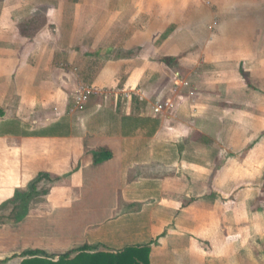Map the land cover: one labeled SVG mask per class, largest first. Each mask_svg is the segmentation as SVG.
Here are the masks:
<instances>
[{
	"label": "crops",
	"instance_id": "crops-1",
	"mask_svg": "<svg viewBox=\"0 0 264 264\" xmlns=\"http://www.w3.org/2000/svg\"><path fill=\"white\" fill-rule=\"evenodd\" d=\"M83 2L87 0H0V108L5 112L0 119V205L16 197L22 187L19 183L28 186L41 174L56 180L74 173L79 188L94 189L99 182L88 173L112 167L114 180L104 179L103 187L112 194L109 207L95 196L97 191L79 198L85 213H80V220L92 223L87 232L62 245L68 251L61 254L85 245L94 247L92 253H119L149 245L150 264H264L262 220L248 241L241 234L239 244L229 247L230 231H225L223 222L230 218L229 209L225 212L220 198L215 200L214 192H208V180L199 181L200 174L205 178L217 170L227 179L226 186L242 188L247 178L240 173H246L251 159L264 157V38L253 35L250 27L260 18L247 16L262 12L263 0L243 1L246 16L240 32L245 29V37L234 50L228 46L232 42L224 40L227 45L220 44L223 59L217 65L200 50L205 46L213 53L212 45L219 43L207 27L214 10L202 0H142L140 6L138 0H112L109 26L96 29L88 24L92 16L84 14L90 12L99 21L106 11ZM140 16L142 20H136ZM108 29L112 30L110 40L105 37ZM92 48L96 52L112 49L111 56L99 59ZM225 54L230 57L226 59ZM164 58L177 61L166 64ZM89 59L105 61L97 68ZM177 73L190 83L182 100L173 93ZM82 85L102 90L108 97L95 96L77 111L74 100ZM161 98L174 100L175 109L155 117L153 105ZM156 120L158 129L150 134L151 122ZM133 124L138 128L132 130ZM239 125L253 128L254 132L248 131L251 141L240 136L244 129ZM98 135L106 143L90 144ZM173 137L189 141V147L176 151L180 158L176 163H168L174 154L166 144ZM152 139L159 142L158 148H150ZM220 140L225 157H231L233 141L251 149L244 159L224 160L218 170L209 158ZM202 141L205 146L200 148ZM102 149L110 151L112 158L96 164L94 153ZM174 171L186 174L185 179L167 177ZM90 180L92 187L87 184ZM201 186L207 199L199 200ZM124 189L125 193L119 191ZM140 194L144 199L140 200ZM55 197L52 191L29 203L27 216L16 222L22 228L15 232V241L22 242V248L1 246L0 262L27 250L55 251L56 209L67 205ZM229 197L230 192L223 198ZM246 218L244 213L238 222ZM27 224L31 232L24 228ZM239 229L246 234L245 227ZM6 238L0 230V243H7Z\"/></svg>",
	"mask_w": 264,
	"mask_h": 264
},
{
	"label": "rangeland",
	"instance_id": "rangeland-1",
	"mask_svg": "<svg viewBox=\"0 0 264 264\" xmlns=\"http://www.w3.org/2000/svg\"><path fill=\"white\" fill-rule=\"evenodd\" d=\"M87 0L86 6H99L101 9H103L104 11H106L105 13H103V17L97 21L95 20V18L93 17V14L90 12H86L84 15L86 16H92V18H89V20L92 21V23L88 22L89 25H92L95 29L96 28H100L102 25L107 24L109 26L110 23V14L108 12H110V8H111V4H112V0ZM139 3H137L139 6L142 5V0H138ZM168 1H173V0H168ZM244 0H202V3L205 4V6L209 7L211 10H214V19H211L210 22L208 23L207 27L208 30L212 32L211 37H214L215 39L219 38V43H216L215 45H212V47L214 48V52L213 53H209L206 49L205 46H201L200 50H202L205 54H208L210 56L206 57L207 60H212L216 65L220 64L218 63V60L223 59L222 56V49H223V44H226L228 42H232L231 44H229L228 46H230L229 48L234 50L235 46H238L236 44H238V40L242 37H245V33H242L245 29L241 28L242 31L240 32V27H242L243 25V21L245 18V11L243 6H241V4L243 3ZM252 1V0H250ZM246 2V1H245ZM125 1L122 3L124 4ZM105 6V7H103ZM262 12H257V14H255L254 12L248 13L247 16L250 17V19H254V17H259L260 18V26L259 23L256 24L255 21H252V24L250 25V27L252 28V34L257 36H261V38H264V0H263V8H262ZM209 12V11H206ZM137 14V13H136ZM140 14V13H139ZM83 15V13H82ZM138 16V14H137ZM136 16V17H137ZM142 18V16H140V18H136V20H140ZM142 20V19H141ZM108 21V23H107ZM146 23V22H145ZM136 28H135V32L137 33L138 31H140V25L138 22H136ZM261 27V28H260ZM201 27L198 26V30H200ZM261 29V30H260ZM123 32L126 31V29H122ZM111 32L112 30L108 29V31L105 34V37H108L110 40L111 36ZM122 32V31H121ZM113 34V33H112ZM226 40L227 43H224L223 41ZM210 41V40H209ZM102 43V42H101ZM222 44V45H220ZM96 48H92L93 52L92 54H96L97 57L100 59L101 56L105 55V59L107 60L110 56H111V50H105V51H95ZM207 51V52H206ZM235 53L237 55H239V49L236 48ZM88 54H91L90 52H88ZM241 55V54H240ZM239 55V56H240ZM222 56V57H221ZM226 59L229 58V54H225ZM104 59L101 60H96V59H89V61L92 64H97V68L100 67L101 63L104 62ZM89 64V63H88ZM210 65H212V63H209ZM207 65V63L205 64ZM215 65V66H216ZM214 66V67H215ZM216 69H218L217 67H215ZM190 89V88H189ZM239 96V92L238 89L236 90V97ZM95 97V96H94ZM93 98V97H92ZM90 101V100H89ZM88 103L86 104L85 107H87ZM240 129L243 130L242 132L244 133V135H242L240 133V136H247V139L250 138V135L248 134V131H252L254 132L253 128L251 126H247L246 125H239ZM239 127H237V131L239 130ZM243 127V129H242ZM103 131V130H102ZM105 131L107 132L108 129H105ZM185 132V130H183ZM252 135V134H251ZM173 139V140H172ZM171 140H167V144H166V149L168 151H170L171 153L174 154V156L167 158L168 163L171 162H177V158L175 156L176 151H180V150H185L187 149L189 146L188 143L189 141H182L181 139H177V138H172ZM186 140V139H184ZM243 140V139H242ZM252 140V139H251ZM251 140H247V141H251ZM90 144L93 145H104L106 142L103 141V135L98 137H94L91 139V141H89ZM242 143L244 142H239V141H233L232 144L235 147L230 146V156L231 157H225L222 154V148L224 147V144L222 143V140L219 141V143H216V148H215V153L214 156H210L209 160H213L214 163H212L213 165L216 166V168H218V170H221L222 165L224 160H228L231 159L232 161L238 160L240 159H244V156L246 155V151H249L251 149V147L248 148H242ZM156 144V145H154ZM158 144L159 142L156 141L155 139L151 140V149L154 148H158ZM200 148H203L205 146L204 142H199L198 143ZM254 144V143H252ZM241 145V146H240ZM136 147L137 145H132ZM226 146V145H225ZM252 146V145H250ZM170 155H173L171 154ZM224 156V158H223ZM203 159H208L206 156H201ZM176 158V159H175ZM143 159H146V157H143ZM148 159V158H147ZM255 159V161H254ZM253 160L251 159L249 162L252 164H250V166H247L246 168V173H240V175L242 176H246V181L244 183H242V188H239L237 185V188H232L231 185L226 186L225 183H227V179L224 177H222L221 172H217V170L212 173L209 174L207 177L204 178V176L202 177V175L200 174L199 176V181L200 182H204L208 180V192H214V197L215 200L219 199L222 201L223 205L226 207L225 208V212L229 209L228 213L230 214V218L224 220V224L229 227L230 229H228L227 227H225V231L227 232L228 230L230 231V240L228 237V243H229V247L233 246V245H238L239 241H238V236H242L241 234H243V239H246L248 241L249 238H251L252 236H254L256 234L255 232V224H260L261 220L263 222V226H264V157L261 158H254ZM262 159V160H261ZM249 160V159H248ZM152 161V160H151ZM212 162V161H211ZM248 169H250V171L248 172ZM99 171H96L97 174H92L90 175L88 173V177L97 182H103L102 184L97 183L99 186L98 188L95 186L94 189H90V187H84V188H79L78 185V179L75 181L77 177L76 174L71 173V174H66V175H62V177L54 180L53 182H49V181H45L42 184H39V192L41 194L44 193V195L54 191V193H56V200L60 201L61 203H65L66 202V207L65 205L61 204V207H57L56 209V215H55V221L53 222L54 224V235H55V251L54 252H47L50 255H55V256H60L62 255V252H66L68 251V249H66L65 247L62 248V245H64L67 241H70L72 238L77 239L79 237V235L84 234L87 229V227H89V224H91L92 222H90L89 220H80V213L81 214H85L83 213V211H81L80 207L82 205V203H79V198L81 197H91L94 196L95 191H97V195H95L96 197H100L103 200H106L103 203V206H107L106 204H110V199L113 200L112 198V194L110 193V189L105 188L103 189V187L106 185L105 184V180H114V168L112 167H107L104 168L103 171L101 169H98ZM90 171V170H89ZM88 171V172H89ZM72 175L75 176L76 178L73 179ZM152 176H158V173H151ZM167 177H170L172 175L176 176H183V178L185 179V175L183 173H178L175 172L174 173H167L166 174ZM71 176V177H70ZM242 176V177H243ZM70 177V178H67ZM160 177L163 178L164 176L162 175V173H160ZM70 179L69 182H67L66 180ZM105 179V180H104ZM87 181V184H89L91 187L93 186V181ZM204 180V181H203ZM75 181V183H74ZM33 182V181H32ZM32 182L28 185L25 186L23 183H19V186L22 187H18L19 190L18 192H29V186L32 184ZM247 182V183H246ZM206 183V182H205ZM201 184V183H200ZM206 185V186H207ZM212 185H214V189L212 188ZM225 186V187H223ZM22 188V189H20ZM239 188V189H238ZM96 189V190H95ZM114 191V189H112ZM121 193H125L126 189L123 190H119ZM154 191V190H152ZM156 191V190H155ZM205 192V187L203 188V186H201L199 193H200V197L199 200H203L207 197V195H203L202 192ZM228 192H230V201L228 200V198H223L224 196H226V194L228 195ZM83 193V194H82ZM38 196H40L39 194H36ZM31 198V200H29V203L31 201H33L36 197ZM209 197V196H208ZM219 197V198H218ZM140 200L141 198H143L142 194H140L139 196ZM210 198V197H209ZM223 198V199H222ZM234 198V199H233ZM158 199V197H157ZM207 199V198H206ZM96 200V199H94ZM155 200V199H154ZM56 201V203H57ZM9 202V203H8ZM85 202V199L83 201V203ZM225 202V203H224ZM20 202H18V204H20ZM29 203H28V207H29ZM232 203V204H231ZM23 207L21 209V207L19 206L16 211H15V205L14 203L7 201L6 203L0 205V230L2 231V234L6 235V240L7 243H0V247L5 245L6 247H8L9 249L12 247L14 249L16 248H22V242L21 245L17 242L18 239H16L15 241V232H18V230H20L22 228V225H17L16 221L13 219L14 214H16V216H21L22 210H24V206L25 203L21 204ZM109 207V206H107ZM155 207V205L150 206L147 208L149 209H153ZM260 212L261 215H258L257 213ZM239 213V214H238ZM246 213L247 214V218L246 220H242L240 223L238 222V217L240 218V215ZM109 217L111 216L109 213L107 214ZM256 215H258L256 217ZM106 221V220H105ZM229 221V224H228ZM240 221V219H239ZM30 222V221H29ZM120 222H123L122 220L120 221H116V224H120ZM44 223L46 224L47 221L46 219L44 220ZM41 225V223H40ZM49 225H51V223H49ZM245 227L247 229L246 234L245 232H243V230L240 232L239 227ZM26 228H29V224H27ZM29 232H31V228H29ZM25 235V233L23 232L22 235ZM29 236V235H28ZM18 238V236H17ZM203 240V237H201ZM25 239V238H24ZM159 239V238H158ZM205 239V238H204ZM16 242V243H15ZM201 242H205V241H201ZM206 243V242H205ZM19 245V246H18ZM208 246V244H205ZM29 247V246H28ZM206 247V246H205ZM20 255H15L13 256L11 259H8L7 261H5L4 263L1 264H20L22 257H19Z\"/></svg>",
	"mask_w": 264,
	"mask_h": 264
},
{
	"label": "trees",
	"instance_id": "trees-1",
	"mask_svg": "<svg viewBox=\"0 0 264 264\" xmlns=\"http://www.w3.org/2000/svg\"><path fill=\"white\" fill-rule=\"evenodd\" d=\"M175 58H164L162 59L163 63L172 64L176 62ZM5 112L0 108V119L3 118ZM153 123V126L150 130V134H154L159 126L158 120ZM9 126V125H8ZM135 130L138 128V124L131 125ZM95 163L100 164L106 162L112 158V153L108 150L102 149L94 153ZM47 180L53 182V179H50L48 176L41 174L36 180L29 186V192L23 193L18 192L16 197L10 202L14 203L15 211L20 206L22 209V203H25L24 210H22V215L13 217L16 222L22 221L28 214V203L31 198H34L36 194L43 195L38 191L39 184L42 181ZM38 196V195H36ZM18 204V202H20ZM9 203V202H8ZM153 244V242L151 243ZM93 246L85 245L81 248L74 249L70 252L62 254L60 256L50 255L41 250H27L23 252L19 257H22L23 261L21 264H150V253L151 247L146 246H135L129 247L119 253H92L94 251ZM4 263V262H0Z\"/></svg>",
	"mask_w": 264,
	"mask_h": 264
},
{
	"label": "built area",
	"instance_id": "built-area-1",
	"mask_svg": "<svg viewBox=\"0 0 264 264\" xmlns=\"http://www.w3.org/2000/svg\"><path fill=\"white\" fill-rule=\"evenodd\" d=\"M176 80H175V88L173 89V93H178L179 99H183L182 92L183 90H188L190 88V83L188 81H185L179 73L176 74ZM124 92V91H123ZM106 93H103L102 90H98L95 87L91 86H85L82 85L78 89L77 96L74 100V109L77 111L84 110L86 104L89 102V100L94 96L104 95L105 98L108 96L105 95ZM125 95L128 97L129 93H125ZM191 96H194V92H190ZM141 100L145 99V95H140ZM175 109V102L172 99H157L155 101V104L153 105V114L155 117H163L167 113L173 111Z\"/></svg>",
	"mask_w": 264,
	"mask_h": 264
}]
</instances>
